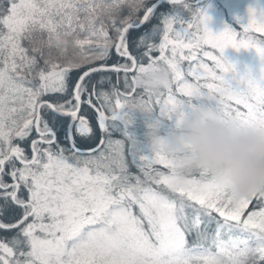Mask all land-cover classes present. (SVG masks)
I'll use <instances>...</instances> for the list:
<instances>
[{"label":"snow or ice","instance_id":"snow-or-ice-1","mask_svg":"<svg viewBox=\"0 0 264 264\" xmlns=\"http://www.w3.org/2000/svg\"><path fill=\"white\" fill-rule=\"evenodd\" d=\"M163 3L191 10L186 0H0V232L15 233L0 236V264H264V191L233 200L207 171L177 178L168 154L137 146L126 108L154 114L167 129L195 105L210 104L220 122L264 130V68L238 73L225 57L229 48L252 49L264 61V39L251 35L264 37V8L249 6L246 17L235 18L242 33L234 25L214 32L198 7L194 19L180 8L163 12L159 26L134 35ZM125 4L130 13L121 18ZM141 10L142 18L132 19ZM113 56L116 63L72 79L73 70ZM161 65L170 82L136 96V75ZM133 71L130 92L110 76L91 80L111 72L119 83L122 73L128 88ZM84 107L92 114L81 115ZM110 128L129 142L143 179L128 172L125 141L105 140ZM26 141L31 156L21 146Z\"/></svg>","mask_w":264,"mask_h":264},{"label":"clouds","instance_id":"clouds-1","mask_svg":"<svg viewBox=\"0 0 264 264\" xmlns=\"http://www.w3.org/2000/svg\"><path fill=\"white\" fill-rule=\"evenodd\" d=\"M169 82L170 71L161 65L137 74L134 85L157 94ZM126 108L131 121L133 106ZM147 135L148 150L168 154L177 178L207 171L217 182L228 185L233 200L264 191V130L240 131L232 118L220 122L217 109L210 104L195 105L175 128L166 129L164 121L154 117Z\"/></svg>","mask_w":264,"mask_h":264},{"label":"trees","instance_id":"trees-1","mask_svg":"<svg viewBox=\"0 0 264 264\" xmlns=\"http://www.w3.org/2000/svg\"><path fill=\"white\" fill-rule=\"evenodd\" d=\"M186 2L188 4L191 5V9L192 6L195 3V0H186ZM149 3H151V0H149ZM173 8H180V10L183 12V15L186 19H191L193 17V15L191 14V10H184L180 5H169L168 3H163L160 5V7L157 9L155 15L153 16V18L150 20L149 23L145 24L144 27L142 29H140V32L134 33V35H139L141 32L144 31H149L153 28V26H159L160 25V14L163 12H169L171 11ZM130 13V8L128 7L127 4L123 5L121 7V11H120V17L124 18V17H128ZM144 12L143 10H141L140 12L136 13L135 15L132 16V19L134 20H139L142 16H143ZM104 24L108 27L109 30V34L112 37L113 42H115L116 39V33L114 32V30L112 29L107 16L104 17ZM162 36V31L161 29L158 27L157 28V32L156 35L154 37V42L158 43L160 38ZM47 51V50H45ZM132 51L134 52V54H136L137 56H139L138 53L135 52V49L133 48ZM158 52L153 53V56H157ZM53 56L56 57L57 56V52L55 49H53ZM62 62V61H61ZM116 63V57L113 56L111 59H108L106 61H95L93 62V64L86 66L85 69H80V70H73V72L71 73L72 79L75 80L77 78L78 75H80L82 73V71L86 70L87 67H91V66H96V65H101V64H114ZM121 63H128L129 67H131L130 62L127 61H121ZM145 64H147V60L144 61ZM208 63H211L210 61ZM184 66H187V62H184ZM32 75H35V73H33ZM110 76L111 77V83L113 85H116V87L118 88V90L120 92H130L131 87H132V77L134 75H136V73L130 72L129 76H128V88H125L124 84H123V74L121 73V79L120 82L117 83V74L115 73H111V72H105V73H98L95 74L91 77L92 81H95L98 79L99 76ZM103 87L105 89H109V84L105 83L103 85ZM175 90V87H174ZM143 94V90L137 88L136 89V96H141ZM49 99H51V97H49ZM116 97L112 96L111 97V103L114 106V102H115ZM121 100L124 99L123 96L120 97ZM144 99L147 100V96H144ZM154 99V98H153ZM91 109H89L88 107H84L81 110V115H91ZM155 117L154 114H150L147 112H142L139 110H136L132 113L131 115V123L128 125L127 131L128 133L135 138V141L137 143V146L140 147L141 149H143L146 153L149 152L148 150V143H149V137L147 135L148 133V124L152 121V119ZM111 123V122H109ZM92 127L94 129V135H95V143L99 142L101 133L100 130L98 129L95 121H93L92 123ZM62 136V133H61ZM105 140L111 139L113 142L117 141V140H124V156H125V160L127 163V167H128V172L130 174L133 175H139L141 176V178L143 179V174L142 172L139 170V167L137 164H134L131 157L128 155V147H129V142L124 138V136L122 135V133L119 130H112L111 128L109 129V134L105 135ZM77 141L78 144H80L81 147H88L89 146V142H85V141H81L79 137H77ZM18 143V141H17ZM60 143L63 145L65 143V141L63 139H61ZM30 141H26L24 142L21 146L24 147L27 150V154L29 156H31V150L29 147ZM94 146V143L93 145ZM107 150V145H105V149ZM107 154V152H106ZM98 155V153H97ZM107 162V161H106ZM154 168H157L161 171H167L163 165H153ZM159 190L161 191H166V189L160 188ZM255 203V201H254ZM214 227V225H213ZM15 233L14 232H0V236H5V237H12Z\"/></svg>","mask_w":264,"mask_h":264},{"label":"rangeland","instance_id":"rangeland-1","mask_svg":"<svg viewBox=\"0 0 264 264\" xmlns=\"http://www.w3.org/2000/svg\"><path fill=\"white\" fill-rule=\"evenodd\" d=\"M253 5L264 8V0H195L190 15H193L191 19H194V14L198 15V7L203 8L210 17L209 27L214 32H218L223 30L225 25H234L236 17H246L248 7ZM234 27L238 33L243 32L238 24ZM251 35L258 40L264 39L259 33L253 32ZM225 57L230 63L235 64L238 73L250 70L253 75H256L264 68V61L252 49L236 51L229 48L225 50ZM233 107H235L234 104ZM241 110L243 111V108Z\"/></svg>","mask_w":264,"mask_h":264},{"label":"flooded vegetation","instance_id":"flooded-vegetation-1","mask_svg":"<svg viewBox=\"0 0 264 264\" xmlns=\"http://www.w3.org/2000/svg\"><path fill=\"white\" fill-rule=\"evenodd\" d=\"M33 138L36 136L35 132L32 134ZM6 180L8 179L7 177L5 178Z\"/></svg>","mask_w":264,"mask_h":264},{"label":"water","instance_id":"water-1","mask_svg":"<svg viewBox=\"0 0 264 264\" xmlns=\"http://www.w3.org/2000/svg\"><path fill=\"white\" fill-rule=\"evenodd\" d=\"M142 18V17H141ZM107 65H112V64H107ZM96 66H99V65H96ZM96 66H91V67H96ZM87 70V69H86Z\"/></svg>","mask_w":264,"mask_h":264}]
</instances>
